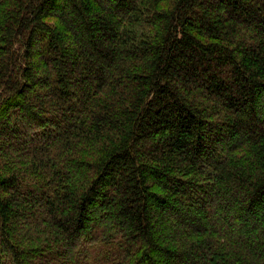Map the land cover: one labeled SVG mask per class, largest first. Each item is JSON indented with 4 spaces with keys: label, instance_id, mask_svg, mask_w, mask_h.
<instances>
[{
    "label": "trees",
    "instance_id": "16d2710c",
    "mask_svg": "<svg viewBox=\"0 0 264 264\" xmlns=\"http://www.w3.org/2000/svg\"><path fill=\"white\" fill-rule=\"evenodd\" d=\"M0 264H264V0H0Z\"/></svg>",
    "mask_w": 264,
    "mask_h": 264
},
{
    "label": "rangeland",
    "instance_id": "374dc122",
    "mask_svg": "<svg viewBox=\"0 0 264 264\" xmlns=\"http://www.w3.org/2000/svg\"><path fill=\"white\" fill-rule=\"evenodd\" d=\"M44 226H40L39 228H37V229H42ZM160 231H161V233H162V235L164 234V231L163 230H161V229H159ZM48 231H49V227H45L44 228V233L46 232V234H48ZM96 248H98V247H93V249H96ZM107 248H109V247H107L106 246V250H108ZM109 251V250H108ZM106 253V252H105ZM102 255L104 254V253H101ZM95 255V254H94ZM94 255H92V257H93V259H97V258H99V257H101V255L100 256H98V257H95ZM59 262H61V261H59V260H56V263H59Z\"/></svg>",
    "mask_w": 264,
    "mask_h": 264
}]
</instances>
